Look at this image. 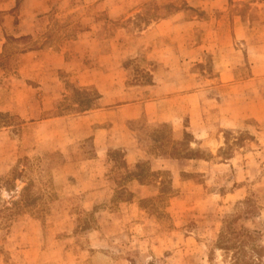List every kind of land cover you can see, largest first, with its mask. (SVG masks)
<instances>
[{
    "label": "rangeland",
    "instance_id": "374dc122",
    "mask_svg": "<svg viewBox=\"0 0 264 264\" xmlns=\"http://www.w3.org/2000/svg\"><path fill=\"white\" fill-rule=\"evenodd\" d=\"M10 19L43 25L0 56V264H264V0H18ZM36 47L82 58L84 85L21 76L16 55ZM168 61L184 94L152 109L176 120L113 116L146 147L136 169L121 149L88 166L91 139L66 147L42 126L103 107L102 92L169 95Z\"/></svg>",
    "mask_w": 264,
    "mask_h": 264
},
{
    "label": "crops",
    "instance_id": "0c3cea01",
    "mask_svg": "<svg viewBox=\"0 0 264 264\" xmlns=\"http://www.w3.org/2000/svg\"><path fill=\"white\" fill-rule=\"evenodd\" d=\"M17 6L18 0H0V14H6V18L0 22V56L6 51V43L10 36L14 38L28 36L33 41L38 40L40 37L39 31L43 25L41 20L34 19L31 22L24 20L16 24L10 19V12ZM164 25L168 26L169 23H164ZM157 27L162 28L161 25H157ZM66 57L67 55H65L64 51H59L52 47L31 48L16 55L14 61L16 67L14 68H18L20 75H25L27 79L34 76H38L41 80L45 79V81H39L40 86L38 88L42 90H50V88L57 87L63 74H73L75 85H84L82 58L77 57L76 54L70 60H68V57L66 59ZM219 57H221V52L219 53ZM166 67L168 68L163 71H168L166 72L168 79L165 81V86L170 87V94L165 97L146 100L138 97L135 100L122 103L115 101L108 103L106 100L108 99V95L102 92V101L105 102L103 107L84 112L83 114L61 115L43 119L41 120L42 126L44 128L57 127L58 131H52V133H55L54 136L58 135L61 140H64L63 146L66 147H77L85 139H91L94 144L95 155L85 160V164L88 166H103L104 161L106 163L109 162L108 153L110 150L121 149L126 153V160H128L130 168H133L145 159L147 154L146 147L142 144L135 130H126L124 127L116 125L113 116H115L116 112L120 118L128 121L150 117V124L173 123L176 120L173 113L165 112V108H162L159 112L152 109L153 106H163L164 100H173L174 98H178L180 94H184L182 90H179V81L172 77V73L178 72L179 66L176 61H168ZM230 71L231 68L229 67L222 69V71L220 70L221 80ZM4 72L5 70L0 66V77ZM51 83H54L55 86L51 85ZM91 83L95 84V81H91ZM230 84L235 85V79H232ZM96 85L99 87L98 82ZM221 85L222 83H220V87ZM1 89L2 87L0 86ZM45 97L47 96L45 95ZM49 132L51 133V131ZM49 136L51 137V134ZM67 152L70 153L68 150ZM169 162L167 163L170 165ZM163 163L161 158H154L153 166L150 168L151 172L161 173L162 170L166 169ZM92 176L97 178L100 176V173H94ZM127 182L134 191H144L148 188V184L141 182L136 176H131ZM161 184L160 178L157 185L161 186Z\"/></svg>",
    "mask_w": 264,
    "mask_h": 264
},
{
    "label": "trees",
    "instance_id": "16d2710c",
    "mask_svg": "<svg viewBox=\"0 0 264 264\" xmlns=\"http://www.w3.org/2000/svg\"><path fill=\"white\" fill-rule=\"evenodd\" d=\"M114 160H115V159H114ZM138 165H139V164H137V165H136L135 167H133V168H135V169H136ZM140 181H141V182H143V180H142V179H140Z\"/></svg>",
    "mask_w": 264,
    "mask_h": 264
}]
</instances>
